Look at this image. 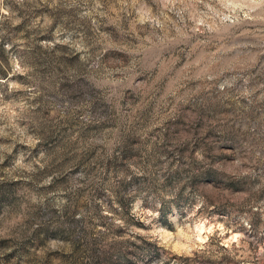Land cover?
<instances>
[{
	"label": "rangeland",
	"instance_id": "374dc122",
	"mask_svg": "<svg viewBox=\"0 0 264 264\" xmlns=\"http://www.w3.org/2000/svg\"><path fill=\"white\" fill-rule=\"evenodd\" d=\"M0 264H264V0H0Z\"/></svg>",
	"mask_w": 264,
	"mask_h": 264
},
{
	"label": "bare ground",
	"instance_id": "6f19581e",
	"mask_svg": "<svg viewBox=\"0 0 264 264\" xmlns=\"http://www.w3.org/2000/svg\"><path fill=\"white\" fill-rule=\"evenodd\" d=\"M204 226V225H203ZM199 227V226H198ZM200 228V227H199ZM202 229H203V227H202ZM200 230V229H199Z\"/></svg>",
	"mask_w": 264,
	"mask_h": 264
}]
</instances>
